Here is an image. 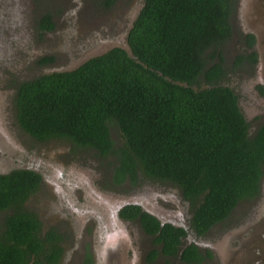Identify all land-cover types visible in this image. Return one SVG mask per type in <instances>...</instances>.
Segmentation results:
<instances>
[{
	"label": "trees",
	"instance_id": "obj_1",
	"mask_svg": "<svg viewBox=\"0 0 264 264\" xmlns=\"http://www.w3.org/2000/svg\"><path fill=\"white\" fill-rule=\"evenodd\" d=\"M117 0H101L111 7ZM239 0H144L128 31L129 49L114 46L78 67L21 82L18 120L39 140L63 139L116 156L114 179L143 177L175 183L194 206L193 224L205 231L237 204L259 195L264 177V123L254 135L226 73L218 47L233 34ZM53 30L51 13L40 20ZM249 45L255 42L248 35ZM219 60L208 65L209 50ZM257 61V52L236 63ZM55 56L42 57L49 63ZM207 83L202 86L201 82ZM264 88V87H262ZM120 132V143L112 136ZM41 175L30 169L0 174V264H55L62 248L54 232L44 236L27 208ZM130 204L124 214L138 215ZM137 210V211H135ZM147 231H160L165 253H176L181 228L144 213ZM194 247L183 257L200 260Z\"/></svg>",
	"mask_w": 264,
	"mask_h": 264
},
{
	"label": "rangeland",
	"instance_id": "obj_2",
	"mask_svg": "<svg viewBox=\"0 0 264 264\" xmlns=\"http://www.w3.org/2000/svg\"><path fill=\"white\" fill-rule=\"evenodd\" d=\"M143 3L144 0H117L107 7L101 0H0V172L17 162V158L24 163L27 157H31L33 167L44 171L49 182H46L47 186L45 183L41 185L40 190L30 198L29 204L52 222H62L55 220L65 213L62 201L76 195L80 200L87 196L85 202L88 203L101 200L115 216L123 204L131 202L144 204L148 210L161 214L179 210L175 202L179 199L181 189L173 182L143 177L131 186H115L110 181L115 164L112 156H102L96 149L75 147L70 141L62 139L39 140L25 131L18 120V89L21 82L45 73L76 67L78 63L68 65L69 54L76 48L83 52L93 46L95 49L85 55L90 58L114 46H127L128 31ZM247 4L246 0L238 1L231 18L233 34L218 50L224 57L226 68L220 83L232 87L237 93L239 105L249 124V132L254 135L264 123V95L259 91L262 80L250 70L251 66L246 62L236 63L240 54L247 53L242 38L243 31L250 29L247 24ZM48 12L52 14L55 28L43 31L40 20ZM84 40L86 44L80 45ZM212 52L210 49L207 53L208 65L219 60L216 53L210 55ZM48 55L55 56L54 63H40L39 60ZM201 85L206 86L207 83L202 81ZM112 136L120 143L117 127H112ZM62 180L71 181L70 184L77 189L66 193ZM58 189L65 192L63 200L60 193L54 191ZM167 198L174 206L165 201ZM261 208L264 210V177L262 194L253 199L241 200L223 227L216 226L214 232L204 239L217 257L226 259L229 255L226 249L232 235L229 234L231 227L259 215ZM60 217L65 220L63 215ZM112 221L123 224L127 230L138 228L137 223L126 224L118 216ZM66 227L69 249L74 235L80 230L68 225ZM132 240L131 245L137 249L133 233ZM137 254L141 255L139 252Z\"/></svg>",
	"mask_w": 264,
	"mask_h": 264
},
{
	"label": "flooded vegetation",
	"instance_id": "obj_3",
	"mask_svg": "<svg viewBox=\"0 0 264 264\" xmlns=\"http://www.w3.org/2000/svg\"><path fill=\"white\" fill-rule=\"evenodd\" d=\"M258 2L262 5L264 11V0H258ZM246 3H248V0H246ZM261 28L263 29V32L259 36L261 37L262 41H259L257 35L250 29L247 28L245 31H243V47L247 50L246 54L252 51L257 52V61L254 64H250L245 59L243 61L251 66L250 70H253L254 73H256V75H258L262 80L259 85V91L264 95V88H262L264 87V24L261 25ZM249 33H252L255 36V42L252 46L249 45L248 41L249 39L247 35ZM85 44L86 40H84L80 45L84 46ZM92 47L86 49L83 52H79V49L76 48L69 54L68 58L70 61L68 62V65H74L78 63V65L76 66L78 67L79 65L84 63L86 59H90L91 57H85V55L87 56L89 52L95 49L94 47ZM79 60L82 61L80 62ZM54 61L55 60L49 62L48 64H52L54 63ZM69 143L73 145L71 142ZM75 147L82 146L75 145ZM83 148L90 149L91 147L83 146ZM106 156H112L113 160L116 162L115 155L109 154ZM17 160L18 161L13 162L12 165L7 168V170L1 171L0 174L9 173L17 169L34 170L38 172L42 177L40 186L37 191L40 190L43 183H45L47 186L48 183L46 182L48 181V179L46 181V173H44V171L42 170L40 171L35 166L33 167V159L31 157H27L24 163L20 162V159L18 158ZM113 168H115V164ZM110 181L115 186H131L132 184H135L129 177L122 182H116V180L114 179V169H112L111 171ZM70 182L71 181L63 182V187L66 193L68 191V194L69 192L71 193L72 190L77 189L76 186L71 185ZM176 187L179 189L177 185ZM54 191L55 193H60V198L63 193H65L60 189ZM179 191V199L177 198V201L175 202V204L179 206V210L177 212L171 211L165 214L158 213L151 209L148 210L144 204L131 202L123 204L118 209V213L115 216V214L111 213L108 207L103 204L101 200L98 199V201L88 203L85 202V198L87 196L83 197V200H80V198H78V195H76V197H70L66 201H64L65 198L62 196V200L64 198L62 202L65 207V213H63L62 215L64 216L65 220H62L60 217L62 215H60L56 217L55 220H61L62 222H52L49 217L47 218L48 220L44 218L42 212H38L34 208L30 207L29 200L36 192L33 193V195H31V197L27 200L26 206L29 210L34 211L38 215V218L42 224L41 233L45 237L48 236V234L51 232H54L56 234V241L62 248V254L59 261H57L55 264H69V262H71L72 264H251L248 261L252 259V262H257V260H259L258 257L260 254L262 255L261 257L264 258V246H262V248H258V245L255 244L253 246L251 244H245L251 237H254L256 236V234L261 233L259 231V233H257L256 231L258 225H264V218H259L260 216H264V210L262 208L260 209L259 215L252 216L245 222H241L238 224L235 223L237 225L234 224L231 227L229 234L232 235L229 238V243L226 249V253L229 252V255L225 259V257H217L214 249L212 247H209V242L204 239H207V235L212 233V231L214 232V228L216 226L220 225V227H223L225 221L228 220L237 206L233 209L231 214L226 219L219 221L213 224L207 230L202 231L196 228L193 224L195 213L194 206L191 200L187 199L183 195L181 190ZM260 194H262V183L259 195ZM259 195H257L256 197H258ZM165 201L174 206V204L170 203L168 198L165 199ZM181 202L184 206L181 205ZM130 204L140 206L138 215L131 217L124 214L125 207ZM144 213L150 214L156 220H158L161 227H163L165 224H172L176 228H181L184 231V234L180 236V241L177 246L176 253L164 252V242L157 240L158 236L160 235V231L156 233H150L147 231L143 223ZM6 216L7 211H0V227L3 225ZM117 216L118 219L126 224L137 223L138 228H131L132 230H127L123 224L114 223L112 220ZM111 221L113 224L111 223ZM66 225L71 226L72 229L73 227H76V230H80L76 233V235H74L72 246L69 249L67 248L69 234ZM132 233L133 239H135L138 244L137 249L133 248V246L131 245V242L133 241ZM189 247H194L199 251L201 255L200 260H188L183 257L184 250ZM137 252H139L141 255H138Z\"/></svg>",
	"mask_w": 264,
	"mask_h": 264
},
{
	"label": "water",
	"instance_id": "obj_4",
	"mask_svg": "<svg viewBox=\"0 0 264 264\" xmlns=\"http://www.w3.org/2000/svg\"><path fill=\"white\" fill-rule=\"evenodd\" d=\"M247 24L253 33L257 35V38L259 41H262L261 33L263 32V29L261 28V25L264 24V11L262 5L258 2V0H248L247 4ZM129 49V45L125 46ZM261 233H259V232ZM257 233L256 236L251 237L245 244H251L252 246L258 245V248H262L264 246V225H258L257 227ZM260 254L257 262H252L253 260H249L248 262L251 264H264V258L261 257ZM264 257V256H263Z\"/></svg>",
	"mask_w": 264,
	"mask_h": 264
}]
</instances>
